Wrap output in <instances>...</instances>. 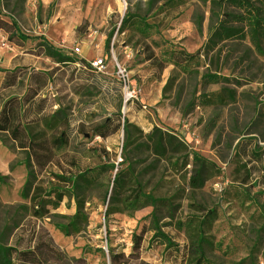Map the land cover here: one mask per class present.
Masks as SVG:
<instances>
[{
	"label": "rangeland",
	"instance_id": "obj_1",
	"mask_svg": "<svg viewBox=\"0 0 264 264\" xmlns=\"http://www.w3.org/2000/svg\"><path fill=\"white\" fill-rule=\"evenodd\" d=\"M210 1L0 0V20L14 22L9 33L0 30V110L19 102L14 123L28 131L21 141L0 131V243L40 258L11 264H109L110 254H122V264H187L164 259L199 228L209 264H264V54L244 39L191 63L197 73L170 61L173 51L203 44L214 24ZM11 32L30 39L9 41ZM36 36L71 61L34 55ZM98 58L102 70L78 63ZM204 73L226 79L206 83ZM128 87L136 92L130 100ZM154 128L183 144L178 163L180 153L160 158L137 148ZM192 154L209 162L200 187L190 184L198 168ZM95 167L100 174L77 197L78 229L65 234L56 224L70 221L76 197L68 192L55 204L52 189L69 187L57 175ZM26 179L46 200L42 217L22 196ZM148 195L166 201L154 207ZM137 196L139 209L123 207Z\"/></svg>",
	"mask_w": 264,
	"mask_h": 264
},
{
	"label": "trees",
	"instance_id": "obj_2",
	"mask_svg": "<svg viewBox=\"0 0 264 264\" xmlns=\"http://www.w3.org/2000/svg\"><path fill=\"white\" fill-rule=\"evenodd\" d=\"M210 13L212 14V20L214 24L209 29V34L203 44L193 53H188L184 51H173L171 53L170 61L172 64L179 67L183 73L191 74L197 73V70L190 68V64L193 62H198L201 56L207 58L209 54L215 52L216 55L219 52L220 43L231 41V40H244L248 39L249 43L253 49L258 54H264V0H211ZM214 17V18H213ZM127 21L122 20L125 24ZM14 28V22L10 24L0 20V30H4L9 33V30ZM196 28L199 33H201V25L198 23ZM16 38L18 41L24 43L30 37L25 36L22 33L11 32L8 35V40L13 41ZM36 39L40 41L36 45L33 51L34 55H44L46 57L52 58L57 63L70 62V58L64 55L58 48H55L50 44L43 36H36ZM213 57V55H212ZM82 66L88 64H83L81 61L78 62ZM89 66V65H88ZM90 68V67H89ZM5 77L8 76L9 70H3ZM13 71H10L12 73ZM201 78L206 83H217L220 79H226L216 73H204ZM14 82H8V86L13 85ZM231 97V96H230ZM232 98V97H231ZM19 104L16 102L4 104L0 110V131L7 132L14 140L21 141L20 139L24 136H28L27 128L20 122L14 123L15 109ZM175 138L160 129L154 128L146 136V141L138 144L137 148L145 146L150 148L152 153L160 158H165L169 153H180L178 157L175 158V162H179L181 158V153L183 151V144L175 141ZM174 157V156H172ZM185 157V156H184ZM192 159L197 164V169L191 176L190 184L194 187H200L203 183V174L207 169L209 162L201 159L196 154H192ZM113 165L110 169H113ZM101 172V167H95L86 170L85 173L78 174L75 178H65L58 176V179H63L64 183L69 185L68 188H53L54 198L56 199L55 204H59L65 193H72L75 198V213L67 224L58 223L56 226L63 231L65 234H69L71 230L76 231L77 224L84 215L82 210V201L77 197L82 194L85 189H87L94 181L97 175ZM30 175V174H28ZM121 174L116 173L114 179L112 180L115 189H120L122 186ZM39 189V188H36ZM33 191L30 194V191ZM38 190L31 188L29 180L26 179L24 188L22 190V196L28 197L31 202V215L34 217H42L45 212V199L37 193ZM142 197L146 195L142 194ZM141 196H137L133 199H127L123 203V207L127 210H137L141 207ZM148 200L150 204L156 207L159 202H165L164 198H156L152 195H148ZM115 199L112 198L111 204L114 203ZM143 203V202H142ZM35 206H38L35 208ZM108 210H111V208ZM212 211L210 210V215ZM150 216L155 219V208L150 213ZM210 218L206 214L205 219L202 223H207L206 221ZM199 228L197 235L191 241L190 245L183 246V251L180 250H169L172 246L170 238L166 236L165 233L158 230V233L163 240L167 243L166 249L168 251V257L164 262H169L171 260L176 261L178 257H182V260L188 264H209V260L205 253V245H207V240L203 236V232ZM13 259H19L24 262L35 263L39 262V255L35 250L25 249L18 250L11 246H5L0 243V264H11ZM123 258L122 254H110L109 264H122L120 259Z\"/></svg>",
	"mask_w": 264,
	"mask_h": 264
},
{
	"label": "built area",
	"instance_id": "obj_3",
	"mask_svg": "<svg viewBox=\"0 0 264 264\" xmlns=\"http://www.w3.org/2000/svg\"><path fill=\"white\" fill-rule=\"evenodd\" d=\"M74 50L76 52H79V48H75ZM88 65L91 68H94L96 70H102V68H103V64H102V59L101 58H98V59H95V60H92V61L88 62ZM116 76H117L119 81H121L123 84L126 85V82L128 80V75L126 74L124 69H121V68L118 67L117 68V72H116ZM127 91H128L127 99L130 100L131 98H135L136 92H135L134 88L129 89V87H128Z\"/></svg>",
	"mask_w": 264,
	"mask_h": 264
}]
</instances>
